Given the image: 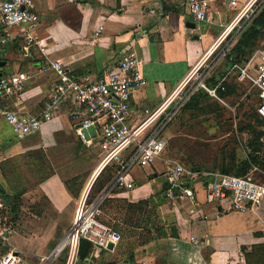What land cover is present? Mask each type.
Listing matches in <instances>:
<instances>
[{"label":"crops","instance_id":"1","mask_svg":"<svg viewBox=\"0 0 264 264\" xmlns=\"http://www.w3.org/2000/svg\"><path fill=\"white\" fill-rule=\"evenodd\" d=\"M237 1L242 7L248 0ZM36 3L40 18L37 35L47 56L36 49L32 55H25L20 39L0 46V77L19 72L30 77L20 101L0 95V105L19 114L37 115L58 79L51 61L61 60L76 76L99 77L112 72L124 54L134 51L141 60L147 84L131 100L130 126L139 125L145 118V110L160 105L172 93L237 13L229 0H216L212 4V23L195 22L189 13L188 0H36ZM164 3L171 10L159 15ZM100 26H104V32L92 44ZM231 83L236 92L248 85L235 80ZM211 105L209 108L222 109L218 115L197 113L188 107L168 126L164 133L165 159L208 174H221L228 164L249 159L252 155L249 142L261 126L243 111L242 104L237 119L222 104ZM75 109V104L68 100L53 121L44 123L37 134L22 140L0 115V183L7 193L14 195L21 191L15 189L14 181L24 168L21 156L25 154L44 151L55 173L41 182L35 192L26 190L21 196L24 199L33 195L32 204L46 216L47 210L55 213L48 225L43 223L45 232L41 239L26 244L22 234L13 235L7 248L0 245V254L17 250L30 257V261L48 255L71 227L78 201L85 192L90 200L104 192L109 178L103 181L105 171L100 168L104 154L102 140L86 145L80 139ZM166 171L162 161L145 170L137 169L132 172L135 189L119 192L112 198L133 204L146 201L163 189ZM84 176L83 187L74 184V192L70 191L67 183ZM261 178L264 184V177ZM205 182V178H200L192 184L197 194L195 203L172 204L167 199V204L159 208L165 237L144 246L139 245V234L134 237L138 241H130L135 244L134 264H264V203L246 213L227 212V202L208 203ZM37 193L42 200L36 198ZM173 226L177 238L172 237ZM101 251L95 253L90 264H132L123 250L120 253L115 248L102 254Z\"/></svg>","mask_w":264,"mask_h":264},{"label":"built area","instance_id":"2","mask_svg":"<svg viewBox=\"0 0 264 264\" xmlns=\"http://www.w3.org/2000/svg\"><path fill=\"white\" fill-rule=\"evenodd\" d=\"M215 1L188 0L193 20L197 23H212V4ZM238 4L237 0H229V5L237 10L233 20L224 25L218 40L172 93L160 105L145 110V118L137 126L129 124L131 100L137 91L146 86L147 80L142 73L141 60L134 51L124 54L112 72L99 77L89 74L76 76L61 60L51 61L58 79L37 115L19 114L0 105V115L10 125L16 137L22 140L37 134L44 123L53 121L62 105L71 100L76 106L73 115L78 121L80 139L86 145H92L94 140L101 139L104 158L100 167L114 168L111 180L97 199L89 202V193L86 192L80 198L71 227L48 255L40 256L37 262L31 263L27 260L30 257L11 249L6 254H0V264H80L82 241L89 242L95 253L101 250L114 251L121 243L122 236L100 221L102 206L106 199L115 194L135 189L133 171L145 170L158 161H162L167 167L169 186L164 193L172 204L186 201L195 203L197 194L192 184L205 178V193L210 204L227 202V212L239 213L262 206L264 184L260 176L264 177V150L259 153L260 163L252 165L250 173L244 177L201 173L164 158V133L191 98L202 90L216 102L227 106L226 98L221 93H226L233 76H236L237 81L248 84L247 97L252 92L258 96L259 102L255 108L260 119L264 120V44L255 50L246 63L232 65L222 78L211 84L217 68L264 11V0H248L242 7ZM163 14L164 8H160L159 15ZM39 25L36 0H0V46L20 39L21 50L25 55L36 49L47 56L46 48L37 35ZM103 32L104 26H100L95 31L92 44L96 43ZM29 79L25 72L1 76L0 95L20 101ZM261 141L264 146V137ZM0 218V245L3 248L9 246V238L13 235L22 234L23 241L27 244L29 242L24 240L26 237L32 242L41 233V228H35L30 233L18 231L19 210L13 211L2 200ZM192 240L198 243L194 238ZM109 244H113L112 250L108 249Z\"/></svg>","mask_w":264,"mask_h":264},{"label":"trees","instance_id":"3","mask_svg":"<svg viewBox=\"0 0 264 264\" xmlns=\"http://www.w3.org/2000/svg\"><path fill=\"white\" fill-rule=\"evenodd\" d=\"M171 8L164 3V11H169ZM264 42V11L254 20L252 25L248 28V30L242 35L240 40L237 42L231 53L227 56L224 61V64L221 66L219 71L215 73L214 77L211 79V84L216 83L220 78H222L227 70L234 64L246 63L252 54L260 47V44ZM29 55H32L31 53ZM28 55V56H29ZM236 94V86L234 84L227 85L226 93H221L222 97L228 98ZM256 103L259 102V98L255 95ZM208 96L207 93L200 90L198 91L188 102L185 108L191 107L195 109V111L202 114H214L218 115L222 110L212 109L211 107L213 103L216 101ZM218 103V102H217ZM250 117L256 122L258 126H261V129L253 132V137L250 140L249 144L251 147V154L249 159L242 161L240 164H236L235 162L228 164L227 167L222 171V174L235 175L239 177L247 176L252 169V165L259 164V153H262L264 150V146L262 143V138L264 137V120H261L258 116L256 110H251ZM32 157H35L34 160H31ZM23 162V167L27 169H31L34 173L39 175L38 183L35 188H38L39 184L44 180L52 177L54 173V169L52 168L50 162L46 158L44 151L39 150L35 152H30L21 156ZM27 159V161H26ZM106 171V169H104ZM85 176L77 179H73L67 183L70 191L74 192V184H79V186L83 187L85 184ZM111 178V177H110ZM261 178V177H260ZM263 181V178H261ZM110 181V179L108 180ZM168 182L163 186V189L150 197V199L146 201H141L138 204L130 203L126 199H115L108 198L104 202L102 206V213L105 216L113 217L114 223L112 228L119 233L122 234V240L125 241L127 239L134 238L138 236L135 229H142L141 220L144 222L146 228L148 229L146 235L139 236V245L144 246L154 240L163 238L167 233L164 232V225H162L159 217V208L165 204H167V198L164 196V192L168 188ZM80 187V188H81ZM26 191H20L17 194L10 195L3 188L2 183H0V197L1 199L10 206L13 211H17L20 209V199L21 196L25 194ZM153 210V211H152ZM157 211V212H155ZM139 216V223L134 222V217L136 215ZM105 224H112V222L104 221ZM134 248L135 244L126 243V247L123 248V243L117 246V250L121 253L122 250L127 255V260L129 263L134 264ZM105 252L101 251V254ZM107 252V251H106ZM95 258V251L92 248V245L87 241H82L80 245L79 251V260L80 264H90Z\"/></svg>","mask_w":264,"mask_h":264},{"label":"rangeland","instance_id":"4","mask_svg":"<svg viewBox=\"0 0 264 264\" xmlns=\"http://www.w3.org/2000/svg\"><path fill=\"white\" fill-rule=\"evenodd\" d=\"M263 44H264V42L260 44V47ZM223 64H224V62L221 63L220 66L217 68L218 71H219V69L221 68V66ZM234 80L237 81L236 76H233L230 79V83L233 82ZM231 84H233V83H231ZM248 90H249V86L248 85L247 86L244 85V86H242V89H239L236 92L235 95L226 98L225 101L227 103V106H225V105H223V106L226 107L227 109H229L228 110L230 112L229 114H230V116L233 119L239 118L241 104H242V107H243V111L245 110L246 114L247 113L250 114L251 110L254 111V109H255L254 107H256V104H257L256 101H255V98H254L255 95L252 92L250 97H247L248 92H249ZM103 158H104V156L102 157V160H103ZM102 160H101V162H102ZM101 162H100V164H101ZM113 172H114V168H107L106 171H105V174L102 177L103 181L107 180V178H109L111 180L110 177H112ZM38 180H39V175H37L33 171H30L27 168H22V170H20L19 174L15 176V181H14L15 189L17 191H20V190L21 191H26V190L29 191L30 190L29 192H32V191L35 192L34 190H36L35 186L38 183ZM35 195H36V198H39V200H42V196L39 193H37ZM32 197L34 198L33 195L32 196L29 195L27 197H24V199H20L21 201H23V203H21L22 206L19 209L20 218H19V221H18L19 226L17 227V230L18 231L22 230V231H25V232L27 231L28 233H30L35 228H41V233L39 234V237L34 240V241H38L39 239H41L42 235L45 232L43 223L45 225H48L49 221H50L49 218H51V217L55 218V216H54L55 213L52 212V210H47L48 215L46 216V214H44V211H42V209L40 207H38L35 204H32V202H31L32 201ZM90 201H92V200H89V202ZM155 212H157V211H155ZM139 216L140 215L138 214V215H136L134 217V222H136V223L140 222L138 220ZM99 219H100V221L102 223H104L105 220L108 221V222H112V224H106L107 226H109L111 228H112V225H113V223L115 221V220H113V217L105 216L104 213L100 214ZM140 223H141L143 228L142 229H135V231L137 232V234H139V236L140 235L141 236L146 235L148 227L146 228V226H145V224H144V222L142 220H141ZM121 236H122V234H121ZM26 238L24 240H26V241H28L30 243V239H28V238L26 239ZM135 240H137V238H131V239H127L125 241L122 240L123 248L126 247V243H130V241L133 242ZM34 241H32V242H34ZM30 246H31V244H30ZM39 257L40 256L34 257L33 258L34 260H32V261H30L31 259H29V258L27 260L29 262H31V263H34V262L38 261Z\"/></svg>","mask_w":264,"mask_h":264},{"label":"water","instance_id":"5","mask_svg":"<svg viewBox=\"0 0 264 264\" xmlns=\"http://www.w3.org/2000/svg\"><path fill=\"white\" fill-rule=\"evenodd\" d=\"M195 26V25H194ZM171 232H172V237H175V238H177L178 237V233H177V229H176V227H172L171 228ZM114 247H113V244H109V246H108V249L109 250H112Z\"/></svg>","mask_w":264,"mask_h":264},{"label":"bare ground","instance_id":"6","mask_svg":"<svg viewBox=\"0 0 264 264\" xmlns=\"http://www.w3.org/2000/svg\"><path fill=\"white\" fill-rule=\"evenodd\" d=\"M101 168V167H100Z\"/></svg>","mask_w":264,"mask_h":264}]
</instances>
